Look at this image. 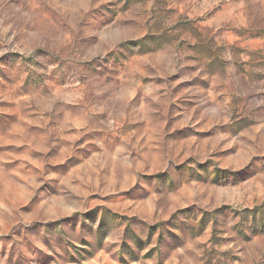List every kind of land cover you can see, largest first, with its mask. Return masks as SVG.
Returning <instances> with one entry per match:
<instances>
[{
    "label": "rangeland",
    "instance_id": "374dc122",
    "mask_svg": "<svg viewBox=\"0 0 264 264\" xmlns=\"http://www.w3.org/2000/svg\"><path fill=\"white\" fill-rule=\"evenodd\" d=\"M0 264H264V0H0Z\"/></svg>",
    "mask_w": 264,
    "mask_h": 264
}]
</instances>
